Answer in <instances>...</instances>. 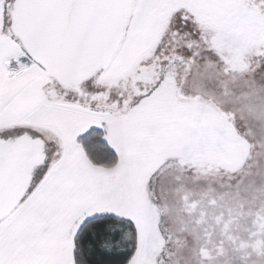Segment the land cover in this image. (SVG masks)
Returning <instances> with one entry per match:
<instances>
[{
    "label": "snow or ice",
    "instance_id": "snow-or-ice-1",
    "mask_svg": "<svg viewBox=\"0 0 264 264\" xmlns=\"http://www.w3.org/2000/svg\"><path fill=\"white\" fill-rule=\"evenodd\" d=\"M213 12L264 25V0H0V264H137L173 102L163 72L117 73L166 41L194 57Z\"/></svg>",
    "mask_w": 264,
    "mask_h": 264
},
{
    "label": "rangeland",
    "instance_id": "rangeland-1",
    "mask_svg": "<svg viewBox=\"0 0 264 264\" xmlns=\"http://www.w3.org/2000/svg\"><path fill=\"white\" fill-rule=\"evenodd\" d=\"M197 26L194 57L166 41L117 73L163 72L173 102L140 182L137 264H264V25L213 12Z\"/></svg>",
    "mask_w": 264,
    "mask_h": 264
}]
</instances>
